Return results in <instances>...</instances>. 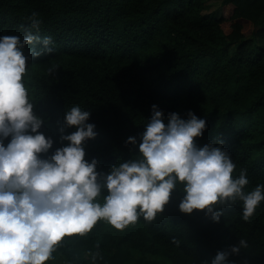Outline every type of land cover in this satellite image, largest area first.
I'll list each match as a JSON object with an SVG mask.
<instances>
[{
  "label": "trees",
  "instance_id": "trees-1",
  "mask_svg": "<svg viewBox=\"0 0 264 264\" xmlns=\"http://www.w3.org/2000/svg\"><path fill=\"white\" fill-rule=\"evenodd\" d=\"M210 1L222 5L219 15L204 0H0V36H23L21 25L35 11L40 35L55 40L52 53L33 56L40 42L25 48L26 83L45 120L39 131L54 139L50 153L68 143L59 129L66 108L79 104L91 109L88 122L98 133L84 142L85 158H97L107 172L139 153L156 103L165 118L169 111L186 118L189 109L205 118L197 143L222 139L236 174L247 168L246 188L264 183V0ZM51 64L58 67L49 73ZM130 135L136 144L126 142ZM182 196L174 190L152 221L140 217L120 230L101 219L83 236L66 235L45 264H134V253L210 264L241 237L247 249L229 259L264 264V201L247 221L238 201L217 222L205 210L182 212Z\"/></svg>",
  "mask_w": 264,
  "mask_h": 264
},
{
  "label": "clouds",
  "instance_id": "clouds-1",
  "mask_svg": "<svg viewBox=\"0 0 264 264\" xmlns=\"http://www.w3.org/2000/svg\"><path fill=\"white\" fill-rule=\"evenodd\" d=\"M28 20L21 25L23 36H0V264H45L54 259L66 235L83 236L101 219L120 230L140 217L152 221L174 190L183 193L182 212L205 210L218 222L224 208L239 201L242 218L250 219L264 201V183L246 188L247 168L236 174V163L222 139L197 143L206 119L191 109L186 118L176 111L165 118L164 110L153 103L139 153L104 172L98 170L97 158H85L84 142L98 133L95 123L88 122L91 109L76 104L66 108L59 129L60 141L68 143L50 153L54 139L39 131L45 120L34 111L26 83L25 48L40 42V49L31 50L33 56L52 53L55 40L40 35L37 12ZM57 67L51 64L47 71ZM68 127L75 130L66 132ZM126 142L136 144L137 138L130 135ZM247 247V239L241 237L218 250L210 264H235L229 257Z\"/></svg>",
  "mask_w": 264,
  "mask_h": 264
},
{
  "label": "rangeland",
  "instance_id": "rangeland-1",
  "mask_svg": "<svg viewBox=\"0 0 264 264\" xmlns=\"http://www.w3.org/2000/svg\"><path fill=\"white\" fill-rule=\"evenodd\" d=\"M205 1L206 11H216L217 14L220 13L222 5L219 2H214L210 0ZM219 15V14H218ZM134 264H143L146 262H158L160 264H169V262L163 257L153 256V255H140L138 253L133 254ZM53 264H66L62 259L58 258Z\"/></svg>",
  "mask_w": 264,
  "mask_h": 264
}]
</instances>
